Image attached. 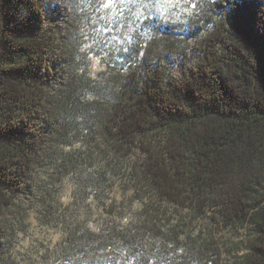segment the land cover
<instances>
[{"label":"trees","instance_id":"16d2710c","mask_svg":"<svg viewBox=\"0 0 264 264\" xmlns=\"http://www.w3.org/2000/svg\"><path fill=\"white\" fill-rule=\"evenodd\" d=\"M211 1L0 0V264H264V0Z\"/></svg>","mask_w":264,"mask_h":264},{"label":"rangeland","instance_id":"374dc122","mask_svg":"<svg viewBox=\"0 0 264 264\" xmlns=\"http://www.w3.org/2000/svg\"><path fill=\"white\" fill-rule=\"evenodd\" d=\"M54 1V5L52 7V10L49 11V16L48 19L46 21V23L48 24L49 27H51L52 29H54L55 31L59 30L62 31L64 33V28H63V24H64V20L65 19H71V15L72 14H76L74 13L73 9L72 11L69 8L70 12L64 11L63 12V8L68 7L72 4L69 3V0H53ZM193 1V0H192ZM212 6H216L218 4V0H213L210 3ZM190 8L184 9V8H179L176 11L173 12V17L175 16V18L177 20L180 19L181 16H187L190 14ZM186 14V15H184ZM71 16V17H70ZM173 23L175 22L174 19H172ZM204 21L205 23V19L204 18H199L197 19V24H202ZM203 23V24H204ZM195 30H192V27H189V25L187 24H180V27L175 30L173 32L174 36L176 38L179 39H183L186 40L190 47H192L188 52H187V59L188 60H195L198 56V43H197V35L195 37ZM63 44L64 46H69V40L67 39V33L65 32L63 34ZM184 63L183 60H175L170 64V69L171 72L178 77H181L184 73ZM100 65L98 63L97 60L92 61L91 63V69L93 72H98V70L100 69ZM59 68V70H58ZM56 69V73L54 76L55 79V83L54 86L52 88L51 93H59L58 89H64V87L66 86V84L68 83V81L70 79H72V75H73V70L69 69V63H65L64 62V67L61 66H55ZM47 133V132H46ZM44 135H47V134ZM23 197V196H22ZM36 198V194L35 193H30L29 195H27L26 197H24L23 201L25 204V207L28 209H31L32 205H33V199Z\"/></svg>","mask_w":264,"mask_h":264},{"label":"snow or ice","instance_id":"6c2138e0","mask_svg":"<svg viewBox=\"0 0 264 264\" xmlns=\"http://www.w3.org/2000/svg\"><path fill=\"white\" fill-rule=\"evenodd\" d=\"M109 3H111V0H109ZM145 6H147V5H145ZM141 15H142V13H140Z\"/></svg>","mask_w":264,"mask_h":264}]
</instances>
